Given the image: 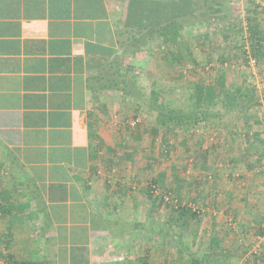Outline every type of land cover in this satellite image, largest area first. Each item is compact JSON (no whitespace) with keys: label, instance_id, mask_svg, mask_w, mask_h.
<instances>
[{"label":"crops","instance_id":"1","mask_svg":"<svg viewBox=\"0 0 264 264\" xmlns=\"http://www.w3.org/2000/svg\"><path fill=\"white\" fill-rule=\"evenodd\" d=\"M128 7L129 0H0V264L9 253L69 264L62 253L70 248H86V264H106L107 253L93 254L97 238L108 251L120 244L102 224L118 199L105 196L107 181L88 150L89 123L96 138L113 134L106 115L121 97L104 84L130 64L127 35H118ZM102 103L107 113L88 114Z\"/></svg>","mask_w":264,"mask_h":264},{"label":"rangeland","instance_id":"2","mask_svg":"<svg viewBox=\"0 0 264 264\" xmlns=\"http://www.w3.org/2000/svg\"><path fill=\"white\" fill-rule=\"evenodd\" d=\"M254 1H259L262 6L258 20L264 31V0ZM223 7L235 24L229 39L223 37L219 25L209 21L187 30L183 41L193 49L200 71L206 63L205 69L211 67L210 62L217 64L223 53L232 54V65L225 66L229 82L231 85L256 87L263 99V106L256 111L262 123H255L250 128L248 123L254 121L255 112L239 113L223 108L219 102L211 108L206 122L189 129L181 128L175 134L172 132L167 140L164 131L155 136L152 127L157 124L159 115L149 107L152 82L158 81L165 88L175 86L176 92L165 94L171 107L189 109L188 90L201 72H191L192 67L187 60L176 66L169 64L162 53L164 48L154 42L145 46L141 40L138 46H144L145 56L141 53L139 59L132 63L133 57L129 53L127 57L131 66L135 63H144V66L131 67L133 71L128 72V76L124 75L122 67L124 76L117 79L119 87H126L138 95L140 107L131 97L117 93L122 100L117 98L116 105L109 107L111 114L106 115L108 120L105 122L113 134L104 138L97 161L102 172V177L98 178L107 183L111 180L110 186L103 188L106 197L118 193L113 199L124 198L123 194L130 191L125 187H135L134 199L124 198V202L118 201L116 207L110 200L108 211L113 213L112 217L106 216L103 221L98 219L110 230L119 229L121 232L115 239L120 244L107 252L106 256L111 261L106 264H143L141 258L145 255V248L151 251L146 257L149 264L162 260H165L164 264H191L195 258L220 264L219 256L213 259L207 255L213 250V237L221 239L223 251H230L231 262L264 264V236H258V221L264 216L263 138L252 150L246 151L254 131H260L264 136V61H256L252 65L249 58L247 62L242 59L243 49L249 50L250 47L246 39L249 36L247 0H228ZM240 22L242 26L236 30ZM243 38L245 46L239 45ZM124 82L128 85L125 86ZM126 147L129 152H139V162L134 163L135 160L131 161L124 153ZM152 158L153 169H141ZM162 169L167 173L168 184L175 171L185 177L187 196L183 197L182 205L196 210L197 218L188 219L185 224H182L183 219L170 224L168 218L176 216L173 201L179 204L176 197L173 200L170 197L172 201L168 203L172 202V206L164 202L158 203L156 209L152 207V200L146 197L144 190ZM160 190L158 187L156 193ZM125 230L131 231V238L126 236ZM225 262L227 264L229 260Z\"/></svg>","mask_w":264,"mask_h":264},{"label":"trees","instance_id":"3","mask_svg":"<svg viewBox=\"0 0 264 264\" xmlns=\"http://www.w3.org/2000/svg\"><path fill=\"white\" fill-rule=\"evenodd\" d=\"M224 2H228V0H129L126 20L123 24L122 30L120 31L118 28V35H127L126 40L122 41L121 44H123V46L124 44L126 45V52L133 57L131 63L138 60V56L141 53H144V46H138L139 42L143 40L144 45L146 44L145 46L154 42L158 46L164 48L162 53L166 59L168 58L167 60L170 62L169 64L176 66L187 60L192 67L191 72H201L196 82H193L188 90L189 93L187 98L191 101L188 104L189 109H184L182 107L177 109L171 107V102L167 97H165V94L176 92V89L174 88L175 86L169 85L165 88L164 86H160L158 81L152 82L150 87L149 107L152 111L159 115L156 119L157 124L155 123L156 125H153L152 127V132L155 136L159 135L161 131H164L165 139L167 140L168 136L172 132L175 134L181 128L189 129L195 125L206 122L210 115L211 108L219 105V102H221V106H223V108L237 111L239 113L255 112L254 114L256 116L254 121H250L248 123L250 128H252L255 123H262V119L258 118L256 111H258L259 108L261 109L263 106V99H261L258 95L256 87L254 85L251 87L239 84L231 85L229 82V75H227L228 70L225 66L227 65L228 68V65H232V62L230 61L232 54L227 55L223 53L217 59V64L210 62L208 64H211V67H206L205 69L206 63L201 68L202 71H200L197 68L200 67L199 62L197 61L196 56H193V49L188 46L187 41L185 43L183 41L187 30L193 26L204 24L205 22L209 23V21L215 22L219 25L220 32L223 37L229 39V33L232 32L231 30L235 29V24L233 23L234 20L232 16L223 9ZM259 8H262L259 1L247 0L246 9L248 11V15L246 20L249 36L246 39L250 47L249 50L243 49V62H247L250 57L256 59L258 63L264 61V31L258 20V16L260 14ZM262 11H264V9ZM241 26L242 23L240 22V24L237 25L236 30H240ZM209 33H211V31H209ZM245 42L246 40L243 38L239 45L242 44L245 46ZM97 50L110 55L111 52L114 53L115 49L114 46L105 47L104 45L98 44ZM112 65L115 67V59ZM139 65L144 66V63H135L133 66L128 64L127 67H125L124 75L127 74L128 76V72L133 71L131 67H139ZM119 69L114 72L112 76H110L111 78L107 79L108 81L104 84V87L112 90L114 93L121 92L123 96L131 97L135 100L137 106L140 107L141 102L139 101V97L136 93L132 94L130 89L118 86L117 79L124 76ZM98 76H100V78L104 77L102 75ZM124 83L125 86L128 85L127 82ZM94 109L100 110L103 114L107 113V106L105 103H102V106L100 105L99 107H92V109L88 111L90 116L94 114ZM89 128L90 143L88 157L90 161L94 162L99 159L100 148L104 145L105 140L103 138L99 139L94 137V128L91 123H89ZM139 129L140 128L138 127L137 132H139ZM253 135V140L248 143V147L246 148L247 152L255 147L258 140H261V138L264 140V136L260 131H254ZM95 139L98 140V142ZM124 153L131 158V161L135 160L134 163L140 161L141 155L138 154L139 152L135 153L131 150L129 152V149L126 147ZM153 160V158L152 160H147L146 163L142 165L141 169L145 171L152 170ZM166 182L167 173L165 169H162L158 171L156 176L148 183L149 185L146 186L144 194L152 200V207L156 209L158 203L160 204L164 202L167 205L169 204L172 206V202H168L172 201L173 197H176L175 200L179 203L177 205L173 201V204L176 205L175 210L173 209L176 216L175 218H168V222L170 224H176L175 222L179 219H183L182 224H185L188 219L197 218L198 213L196 210H193L186 205H182L183 197L187 196V192L184 189L185 177L175 171L172 175L171 182L169 184ZM108 183L106 184L107 188L110 186V183ZM158 187L161 188V190L159 193H156ZM126 188L130 191L127 192V194H123L124 198L134 199L133 193L135 191V187L129 185V187H125V189ZM114 195H111V197ZM0 197H7V195L2 193ZM170 197H172V200ZM124 198L113 200V203L115 204H113L114 207H116L118 201H120L118 203H123ZM258 224V236H264V216L258 221ZM138 225L139 224H135V226ZM175 228H177V225ZM113 230L114 229L112 228V236H116L121 233L119 229H117L118 231ZM124 233L126 236L130 237L131 231L125 230ZM103 237H99L95 241L97 242L96 244L98 247H95L93 254L104 255L109 252L108 249L102 247L107 242V240ZM212 241L213 250L207 255L213 259L219 256L220 264H225V260H229L227 264H235L233 261L231 262L230 251L225 252L222 250L223 242L221 239L219 240L218 238L213 237ZM75 249L77 248L64 249V252L62 253L64 260H67L69 255V264H86V248L79 250ZM218 249H220L219 252L217 251ZM115 250H117V248ZM150 253L151 251L145 248V255L141 258L143 264H149L146 257H149ZM4 258L6 259V264H52L51 259H17L10 253L5 255ZM164 261L162 260L157 264H164ZM209 261V259L201 260L195 258L191 261V264H210Z\"/></svg>","mask_w":264,"mask_h":264},{"label":"built area","instance_id":"4","mask_svg":"<svg viewBox=\"0 0 264 264\" xmlns=\"http://www.w3.org/2000/svg\"><path fill=\"white\" fill-rule=\"evenodd\" d=\"M250 60H251L252 65H253V64L255 65L256 60H255V59H251V58H250Z\"/></svg>","mask_w":264,"mask_h":264}]
</instances>
